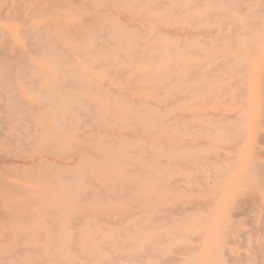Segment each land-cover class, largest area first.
Instances as JSON below:
<instances>
[{
  "label": "bare ground",
  "instance_id": "1",
  "mask_svg": "<svg viewBox=\"0 0 264 264\" xmlns=\"http://www.w3.org/2000/svg\"><path fill=\"white\" fill-rule=\"evenodd\" d=\"M18 1V6L11 7V10L7 12L5 9H0V16L5 15L6 18L18 19L22 21L21 23L23 24V22H27L34 15L45 18H64L70 13H76V15H78L76 21L70 22L66 26L53 24H47L42 27L32 26L25 28L24 26L25 29L20 31V35L26 41L25 46H27V50L25 51L18 50L16 47L14 48L11 46L8 42L10 38L8 39L7 36V38H0V110H6L11 120H13L15 116V122L17 125L19 124L20 127L26 122L35 121L39 123V129L44 133V140L42 141L43 149L49 150L54 154H60L63 157L69 153L68 148H71V143L60 140L58 136L60 132L64 133L73 126V119L80 112L75 111L78 109V105L84 102L80 97L81 93H97V95L101 94L103 97L105 96L104 98L107 100L111 98V96L108 95L109 91L106 92L103 90V88H106L103 83L86 78L87 75L80 71L82 65L88 63V67L92 71H99L102 68H106V74L114 76L117 78V81L127 76L128 72L122 69L121 57L119 54L116 55L115 62L104 60V57L110 55L112 52L108 50L111 49L110 47L126 51L129 58L128 62L133 66L140 62H146L150 63L152 68H155L157 71L166 68H168L169 71L170 66H172L170 67L172 69L174 65L178 63L176 54L179 52L177 51L179 45H173L171 42L166 41L159 47L152 46V44L149 43L150 41L152 42V39L154 42L153 36L150 37L146 27L143 28L136 24L141 21L154 22L156 24L158 20L154 19V16L150 14V12L158 11L159 13V10L160 12L161 10L163 11L162 7L166 4L172 6V9L163 11L161 19H173L176 16L174 10L179 9V11H188V6L182 2H175V0L170 3H168L167 0H16V2ZM188 1L190 7L199 6L202 2V0ZM216 1L218 3H223V6L220 7V11L209 12L206 16L209 18L221 17L223 19H230L229 25L232 27V34L225 36L221 35L214 40L217 44H211L209 46L205 44L206 46L203 49L192 51L191 54L196 56L197 60L189 63H180L185 69L183 75L176 79L172 78L171 80L177 83L182 90L184 94L182 99H195L200 102L201 111L206 107V103H213L210 108L212 112L196 115V120L201 119L202 122H205L207 125H198L199 127L197 128L192 126V128L196 129L198 134L220 135L224 137V139L232 135V138H234L233 134L238 130L235 125L238 122L241 123L243 120H234L233 117L225 116L219 111L216 112L218 108L215 110V105L217 103L225 104L224 102L227 103L231 101V103L234 102L235 106V102L238 101L239 103V101H242L243 104L240 105V111L243 115L245 111L250 110V104L254 99L258 100V104L260 102V107H258L259 114L257 113L258 117L256 114V117L248 119L245 126L242 127L243 129H241L242 133L244 132V139L242 135L244 143L241 142L242 140L239 141V143L241 142V151L246 147H251L250 154L247 153V155H249L246 157L247 162H245L241 170L238 169L239 165H233L234 163H232L230 155V157L224 154L221 155L215 152L213 148L211 149L212 153L210 155L201 154L204 157H199V159L195 160L197 155L192 154L191 151L201 149L202 144L196 142L190 144L184 140L173 141L170 145H166L162 140L155 142L153 146L158 152L149 151L151 158H165L166 162H163L167 163V165L162 168L157 161L154 163L158 164H154V167L149 171H147L148 169L142 168V166L147 163L145 162L146 158L141 156L148 155L145 147L142 148V150H138V153H136V151L131 152L133 156L130 155V158L134 159L133 161H124L122 158V156L125 155L129 156L128 152H125L122 156H113L111 159H106L93 153L88 148L74 147L72 156H87V161L92 163L90 172L86 171L84 163L80 162V160H76L74 168L62 166L64 172L61 175H55L52 170L58 166L52 164L51 161V163L49 161H43L47 163V167L49 166L48 169H50V171H48L47 174H43L41 180L46 183H48V180L55 181L58 183V187L54 188L47 184L46 201L44 203L39 202L40 207H37L38 210L40 208L42 211V221L39 223L36 231L33 232L34 238L30 239V243L33 245L21 249L15 246L12 253L7 255L8 258L13 261L11 264H75L70 262L73 260L69 261V253L72 249L70 243L76 241L77 233L81 232L85 234L86 232L88 235L95 234L94 230V232L92 230L82 231L81 229V231H79L78 228L82 227L85 223H88L91 229L96 227V222L105 223L109 227L107 231L113 235L112 240L109 242H111L112 246H117L119 243L118 235L120 234L116 228H121V225L127 223L129 220L133 221L129 226H139L143 222L141 221L142 214L140 212L133 213L130 210L121 213L114 210L112 213L120 216L118 220L120 224L117 223L118 221L110 222L108 221L109 213L105 212L103 209L107 201L129 202L131 208L145 205L146 211L143 212L153 215L151 222H157L159 225L169 224L171 227L169 231L172 232L171 235L175 236L178 227L182 223V225H184L183 217L186 212H188L186 216H189V213L190 215L195 213L197 217L206 212L205 216L208 218L209 213L212 218V211H214V208L217 210L215 202L220 200L222 196V199H225L224 196L230 189H232L230 193L232 195L227 194V196L230 195L231 197L230 199L226 198L229 201L222 202L221 200L218 204V208L219 205L221 206V202L224 204L222 210L224 215L222 214L223 216L221 219L219 218L217 221L210 223V221L205 222L203 221L204 218H201L200 221L204 224L201 222L193 223L197 227L201 224L202 226L207 225L206 227H208L210 223L213 230H222V232L220 231L221 234L218 232L220 237L213 236L219 238L217 241L219 245L216 246L217 248L213 246L216 249L214 252L212 251L213 253L211 255L209 254L210 259H208L209 263L207 264H264V161L254 154L256 145H264V133L256 132L258 127H264V3L263 6H261L257 3V0ZM20 3L30 8L29 15L23 14V10L20 11V7L22 6ZM97 3L99 6L96 8L94 4ZM19 5L21 6L19 7ZM217 6L220 5L218 4ZM115 8H119V10L127 13V18L130 19L133 25L128 26L127 22V26H123V24H121L123 20H121V16H118L120 17V26L116 31H112L111 23L114 20H112L113 17L111 13ZM108 12L111 13L109 14ZM232 12L243 15L242 20L235 21L230 16ZM176 30L177 29H174V31ZM159 32L161 33L162 31ZM170 35L171 34H169V36ZM194 35L197 36V34ZM109 38H112L116 42L111 43L108 41ZM225 40H227V42L224 45H220L221 41L223 42ZM161 48L163 50L165 49V52H170L171 54L168 58L160 61L155 51L161 50ZM218 50L220 53L216 52ZM31 56L34 58H42L45 63L44 65H46L45 67L50 71L51 75L47 74V72L39 73L36 71L31 62ZM41 78L46 80V82L44 80V84H46L41 89H37L39 85H37V83ZM138 79L145 82L151 80L157 81L159 76L144 74L139 76ZM131 82L132 81L129 80L122 81L124 87H128L129 85L131 87ZM21 89H27L28 92L34 93L37 96V98L35 96L36 100L40 101L41 106L35 107L22 100L21 97L18 96V91ZM146 90H148L146 86L136 88V92ZM114 94L116 97L115 99L119 100L124 107V117L122 121L128 122V125H130L129 122L135 120V125L131 124L135 126V132L141 131L150 134L158 128H161L166 133L167 131L177 132L180 130V128L177 127L179 126V122L177 121L184 119L180 115L174 116L177 118L176 122L171 123L172 118L170 117L166 119L167 121L165 120L161 123L156 120L155 126L150 127L140 122V120L148 119L151 116L147 112L148 108H150L148 106L150 104H148L147 101L141 99L135 100L132 97L124 98L120 93ZM257 103H255V105H257ZM169 104H172L171 100ZM237 105L238 104H236V107ZM150 106L153 107L152 105ZM40 109L43 110V114H40ZM256 109L255 106V110ZM95 111L96 107L90 105L88 111L82 114L89 117L91 114L93 121L97 122L98 116ZM49 119H53L55 127L51 128L49 124H47ZM136 119H139V122L136 121ZM0 123L2 122L0 121ZM99 128L100 125H94V130H99ZM238 134L240 135V133H237V135ZM251 135H253V139H251ZM116 137H118V135ZM119 138L124 140L126 136H119ZM9 142L11 141L9 140ZM112 142L115 147L118 145L126 146L124 142L121 143L117 140H113ZM261 152L262 151H260V153ZM262 153L261 156L263 155ZM234 154H236V152ZM241 156L244 158L242 154ZM263 157L264 156H262V158ZM112 161L121 165L118 171L111 170ZM238 161L240 162V160ZM21 164L11 166L15 169L14 172L25 173L26 166ZM130 165L134 169H130ZM158 166H160V168ZM104 168H107V174L104 177H100L98 171ZM1 171L4 172V170ZM34 172L36 171L34 170ZM176 173H185L186 178H172ZM230 173H233L231 178L228 176ZM197 175H199V178H197ZM34 179L36 178L34 177ZM4 184L5 183L0 187L2 190H6L7 192L15 191L13 187ZM87 184H89L92 189L90 192L82 189V187ZM175 196L180 198H177L175 203L167 207L166 203L171 201ZM181 197H186V199H181ZM49 199H53V201L49 203ZM18 203L13 206L19 207L20 205ZM11 208L14 209L12 206ZM209 209H211V213L208 212ZM58 210H60L61 213H59ZM201 212L203 213L200 214ZM251 213L256 214L258 218H260V226L257 225L254 229V233H256L255 242L253 243L251 240L248 241L247 253L243 255H234L231 250H226L224 244H229V242L233 243L234 241L236 243L238 242L235 238L237 239V237H240L241 233H239L238 230L239 227L242 226V222L239 219L241 216ZM110 215L112 216V214ZM174 215L182 217L183 219H174ZM202 216H204V214ZM22 217L23 216H20L18 219L13 214L4 215L0 210V219L3 221L12 220L13 222L15 219L18 221L24 220L25 217ZM62 221L63 226L61 227ZM24 224L28 223L24 222ZM155 228L156 227H154V229ZM158 228L160 227L158 226ZM199 228L202 229L200 226ZM97 229L98 227L96 230ZM250 230L252 229L250 228ZM199 233L202 234L204 232ZM208 234L206 236H208ZM10 236H12L11 233ZM17 239V241H22V237ZM208 239L207 243L211 241L215 245L214 241ZM244 239L243 241H245ZM5 240H7L6 236ZM5 240L4 242H7ZM163 240L160 239L155 243L156 250L162 252L161 254L159 253L162 257H160L159 262L162 261L161 259H164L165 261L162 264H199L194 260L195 257L187 252L171 255L165 247V243L167 242ZM204 240L206 241V239ZM201 241L200 244H198L199 246H202L205 242L203 241V243H201ZM104 242L105 241L100 240V244ZM232 243L230 245H232ZM204 248L205 247H203V249ZM118 250H120V247ZM89 251V247H84L81 251V257H78L82 259L83 264L91 263V257L94 255L89 253ZM207 251H205V254ZM209 252H211V250H209ZM233 252L235 253V251ZM146 254L144 253L143 257L145 259L154 260L155 258H159L156 256L157 254L155 255L156 257L150 254V250L146 252ZM140 255L142 254L140 253ZM177 255H180V257ZM199 257H202V255ZM8 258L6 257V259ZM186 259H190L191 261L188 262ZM200 260L202 261L201 258ZM4 261L5 257H3L0 252V264H5Z\"/></svg>",
  "mask_w": 264,
  "mask_h": 264
},
{
  "label": "rangeland",
  "instance_id": "2",
  "mask_svg": "<svg viewBox=\"0 0 264 264\" xmlns=\"http://www.w3.org/2000/svg\"><path fill=\"white\" fill-rule=\"evenodd\" d=\"M74 1H76V0H74ZM173 1L174 0H167L168 3L173 2ZM175 2L184 3L186 6H188V11H184V10L179 11V9H176V10H174V12H175V15L177 17L175 16L173 18L174 20L173 19H170V20L164 19L163 20V19H161L162 12L165 10L169 11L172 9V6H169V4H166L162 7L163 11L161 10V12H160V10H159V13H158V11L150 12V14H152L154 16V19L158 20V22L156 24L154 22L150 23V22H146V21H145L146 23L144 21L143 22L141 21V22H138V24H136L137 26H140L143 28L146 27L147 33L150 35V37L153 36L154 42L152 39V42L150 41V43H149V44H152V46L159 47L162 43H164L166 41L171 42L173 45H179V48L177 49V51H179L180 54H179V52H178V54H176V59L178 60V63L175 64L174 67L172 68L174 71L170 68L172 66L169 67V71H168V68L162 69L161 71H159V70L157 71L155 68H152L150 63H146V62H140V63L133 66L128 62L129 58H128L126 51L119 49V48H112V47H110L111 49H108V50L112 51L111 54L104 57V60L115 62L116 61L115 57L117 54H119L121 57L120 60L122 62L121 63L122 69H124L125 71L128 72L127 76H124L122 79L117 81L116 80L117 78H115L114 76H109L108 74H106V72H107L106 68L105 69L102 68L99 71H92L89 69L88 63L82 65V67L80 68V71L87 75L86 78L89 80H96V81L103 83L106 86V88H103V90H105L106 92L109 91L108 95L111 96V98L109 100H107L106 98H104L105 96L103 97V95H101V94L97 95V93H93V94L81 93L80 94V97L84 102L80 103L78 105V109H76V111H75V112H78V111H80V112L73 119V121H74L73 126H71L70 130L65 131L64 133L60 132L59 136H58V138L60 140L71 143V148H68L69 153L67 155L65 154L66 156L62 157V155H60V154H54L53 152H51L49 150L43 149L42 141L44 140V133L42 132V130L39 129V127H40L39 123H37L35 121H31L28 123L26 122L23 125H21V127H20V125L19 124L17 125L15 122V118H16L15 116H14V119L11 120L9 118L10 116L7 114L6 110H2V111L0 110V121L2 122V123H0V132H1V134H0V187L3 186V183H5L7 186H11L15 189L14 192L13 191L7 192L6 190L4 191V190H2V188H0V191H1L0 192V210L4 215H10V214L12 215L13 214L17 218L20 216L25 217L24 220L22 219V220L18 221L15 219L13 222H12V220L11 221H3L0 219V241H3V242H0V252H1L2 256L5 257V261H4L5 264H11L13 262L10 258H8L7 255L12 253V250L15 246L16 247L18 246L21 249V248L30 247L33 245L32 243H30V239L34 238L33 232L36 231L39 223L42 221V211L40 208L38 210L37 207L38 206L40 207L39 204L44 203L46 201L45 197H46V190L48 187L47 184H49L51 187H54V188L58 187V183H56L55 181L48 180L47 181L48 183H46V182L41 180V176L43 174H47L48 171H50V169H48L49 166L47 167V163H44L43 161H49V162L51 161L52 164H54V165L56 164V166L61 167V168L57 167V168L53 169L54 171L52 170V172L55 175L56 174L61 175L64 172V169L62 168V166L63 167L69 166L71 168H74L75 167L74 164H75L76 160H80V162L84 163L85 164L84 167H86L85 168L86 171L90 172V168L92 167V163H89L87 161V156H83V157L72 156V154H73L72 151H73L74 147L88 148L93 153L100 155L101 157L106 158V159H111V157H113V156H122L125 154V152H128L129 156H127V155L122 156L124 161H133L134 159L130 158V155H132L131 152L136 151V153H138V150H142V148L145 147V150L148 152L147 153L148 155H141V156L146 158L145 162H147V163L144 164V166H142V168L148 169L147 171H149L152 167H154V164L155 165L158 164V163H154L157 161L160 163V166L162 168L167 165V163H165L166 162L165 158L153 159V158H151V155L149 154V151H153V152L156 151L153 144L157 141H160V140L164 141L166 143V145H168V144L170 145L171 142L176 141V140H184L185 142L190 143V144H193L195 142L198 144H202L201 149H195L194 151H191L192 154L197 155V158L195 160L199 159V157H204L201 154L210 155L212 153L211 149L213 148L215 152L220 153L221 155L224 154L225 156H228V157L231 156L230 159H232V163H234L233 165L234 166L239 165L238 169H240V170H241L242 166L245 164V162H247L246 157L249 156V155H247V153L250 154L249 152H251V149H250L251 147L250 148L246 147L244 150L241 151L240 143L241 142L244 143V141H243L244 132L242 133L241 129H243L242 127L245 126L248 119H251L252 117H256L257 113L259 114V108L258 107H260L259 106L260 102L258 104L257 103L258 100L254 99V101H253L254 103L252 102L250 104V107H249L250 110L245 111V113L243 112L244 113L243 115L240 111V105L243 104L242 101H239V103H238V101L235 102V106H234V102H232L233 103L232 104L231 101H228L227 103L224 102L225 104H218L217 103L215 105V110L218 108V110H216V112L219 111V112L223 113V115H225V116L233 117L234 120H236V119H240V120L242 119L243 120L241 123L238 122L235 125V126H237L238 130H236L234 132V134H233L234 138H232V135L228 138L225 137L227 139H224V137H222L220 135L198 134L196 132V129L192 128V126L197 128V127H199L198 125L205 126L206 123L202 122L201 119L196 120V117H197L196 115H201V114L206 113V112H212L210 110V108L212 107L213 103L212 102L206 103L207 104V105L205 104L206 107H204L203 111H201L202 109H201L200 102L198 100H195V99L194 100L182 99V97L184 95L182 90L179 88V85L177 83H175L171 80L172 78L176 79V78H179L183 75L185 69L180 63H183V62L189 63V62H194L195 60H197L196 56L191 54L192 51H199V50L203 49L206 45L209 46L211 44H217V42H214V40L216 38H219L221 35L225 36V35L232 34V32H231L232 27L229 25L230 19H223L221 17L209 18L208 16H206L207 13H209V12L220 11V9H221L220 7L223 6V3H220V2L218 3L216 0L215 1L214 0H210V1L209 0H202L201 4L199 5L200 7L199 6L190 7L188 0H175ZM257 3L260 4L261 6H263L264 0H257ZM18 4H19V1L16 2V0H9V1L8 0H0V9H5L7 12V11L11 10V7H14V6L17 7ZM218 4L220 6H217ZM21 5H19V7ZM98 6H99L98 3L94 4V7L97 8ZM20 11H22L23 14H25V15L30 14L29 13L30 8L27 5H24V6L22 5L20 7ZM108 13L110 14L111 12H108ZM111 15L113 17L112 20H114L111 23L112 31L113 30L116 31L118 29V27L120 26V23H119L120 17H118V16H121V20H123L121 24H123V26H127V22H128V26L133 25V24H131L130 19L127 18L128 14L125 13L124 11L119 10V8L113 9ZM230 16L235 21H240L243 18V15L238 14L237 12H232V14H230ZM77 19H78V15H76V13H74V14L70 13L67 17H64V18H62V17H60V18H48V17L45 18V17H38V16L34 15L27 22H23V24H22L21 23L22 21H20L18 19L6 18L5 15H2V16H0V38L1 37L4 38L7 36L8 39L10 38L9 40L8 39L7 40L11 46H13L14 48L16 47L18 50H24L25 51V50H27V48H26L27 46H25L26 41L20 35L21 30H23L27 27H32V26L33 27H42V26H45L47 24L66 26V25H68V23L74 22ZM12 20H15V21H12ZM209 20H210V22H209ZM263 20H264V17H263ZM24 26H25V28H24ZM191 26H192V28H191ZM174 29H177V30L174 31ZM222 29H223V31H222ZM159 31H162V32L160 33ZM189 31L191 32V34ZM178 32H179V34H178ZM198 32H200V33H198ZM169 34H171L170 35L171 38H170ZM194 34H197V36ZM193 39H194V41H193ZM181 40H182V42H181ZM108 41H110L111 43L116 42L112 38H109ZM226 42H227V40H225L223 42L221 41L220 45H224ZM161 50L155 51V54L158 57V60H160V61L162 59L168 58L171 54L170 52H168V53L165 52V49L163 50L161 48ZM216 52L220 53L219 50ZM31 62L34 65L33 67L39 73L40 72H45V73L47 72V74L51 75L50 71L45 67L46 65H44L45 63H44L42 58H34L31 56ZM163 70H164V72H163ZM141 74L142 75H144V74L157 75V77L159 76V79L157 81L151 80V81L145 82L143 80L138 79L139 76H142ZM44 80H43V78H41L38 81L37 85L38 84L39 85L37 86V89H41L46 84V83L44 84ZM125 80L126 81H128V80L132 81L131 87H130V85L128 87H124V84L122 83V81H125ZM45 82H46V80H45ZM142 86L148 87V90L136 92V88H139ZM18 93H19L18 96L21 97V99L24 100L27 104L35 106V107L41 106L40 101L36 100L37 96L34 93L28 92L27 89H21L20 91H18ZM114 93H120L124 96V98L132 97L135 100L141 99L143 101H147L148 104L153 106V107H151L150 105H148L150 108H148L147 112L151 116L148 119L146 118L145 120H143V119L140 120V122L142 124H146L150 127H152V126L154 127L156 124V120L159 123H161V122L165 121L166 119H169L170 117L172 118L171 123H173V122H176V120H177V118H175L174 116L180 115L182 118H184L183 120L177 121V122H179L178 123L179 126H177V127H179L180 130L177 132L167 131V133H166L161 128H158V129H156V131H154L153 133H150V134H147V133L141 132V131L135 132V126L131 125V124H134L135 120L130 121L129 122L130 125H128V122L122 121V118L124 117V107L119 102V100L115 99L116 97H115ZM35 96H36V98H35ZM226 99H227V97H226ZM170 100L172 101V104H169ZM255 103H257V105H255ZM236 104H238L237 107H236ZM90 105H94L96 107L95 112H96V115L98 116L97 122L93 121V119H92L93 117L91 118V114H90V117L82 114V113H85L86 111H88V108ZM255 106L257 108L256 110H255ZM157 107H159L160 109ZM39 112H40V114H43V110L40 109ZM253 112H256V113H253ZM258 114H257V117H258ZM138 120L136 119V121H138ZM47 124H49V126L51 128L55 127L53 119H49L47 121ZM94 125H100L99 130H94ZM256 129H257V127H256ZM257 130H259V131H257ZM257 130H256V132L264 133V127H262V128L258 127ZM94 133H95V135H94ZM237 133H240V135L239 134L237 135ZM117 135H118V137H116ZM123 135L126 136V138H124V140L119 138V136H123ZM242 135H243V139H242ZM187 137H188V139H187ZM237 137H240V138H237ZM233 139H234V141H233ZM251 139H253V135H251ZM9 140L11 142H9ZM113 140L120 141L121 143L124 142V143H126V146H124V145L119 146L118 145L117 147H115L113 142H112ZM239 141H241V142L239 143ZM255 149L257 150V151L256 150L254 151L255 156L260 158L262 161H264V157L262 158V156H264V145H256ZM237 150H238V152H237ZM248 150H250V151H248ZM259 150L263 152V153L261 152L263 154L262 156H261V153ZM45 151H49V152H45ZM234 151L236 152L237 155L234 154L235 153ZM156 152H158V150ZM257 152H259L260 154ZM240 153L243 155L244 158H242ZM134 156H138V155H134ZM234 156H236V157H234ZM1 159H3V160H1ZM238 160H240V162ZM163 161H165V162H163ZM242 161H244V162H242ZM61 163H62V165H61ZM236 163H238V164H236ZM19 164L26 166L25 173L14 172L15 169H13L11 166L19 165ZM168 165H170V164H168ZM111 166H112L111 170H113V171H118L119 168H121V165L115 161H112ZM160 166H158V167L160 168ZM32 167H35V168H32ZM129 168L134 169L131 165L129 166ZM235 168H237V167H235ZM31 169H33V170H31ZM1 170H4V172ZM34 170L36 172H34ZM1 173H3V174H1ZM98 173H99L98 175L100 177H104L107 174V168L101 169L100 171H98ZM232 175H233V173H230L228 176L231 178ZM197 176H198L197 178H199V175H197ZM34 177L36 179H34ZM184 177L186 178L185 173H176L172 176V178H184ZM82 189L86 190L87 192H90L92 190L90 188L89 184L84 185L82 187ZM231 190L232 189L228 190L229 192H227L226 195L224 196L225 199H222L223 198V196H222V198H220V200L217 201L218 203L215 202V206H217L216 208L218 211L215 208H214V211H216V212L212 211L213 213H211V209L208 210V212H210L212 214V216H213L212 218L210 217L209 213H208L209 217L207 218L205 216L206 212L200 213V214L203 213L205 217L202 216L203 214L198 215V217H197V215H195V213L192 215H190V213H189V216H186L188 214V212H186L184 217H183L184 219L182 217L174 215L173 216L174 219H179V220L183 219L184 220L183 221L184 225H182L183 224L182 223L178 227V231H176L177 233H175V236L171 235L172 232L169 231L171 228L169 224H167V225H161L160 224L159 225V223H157V222L156 223L151 222L153 219V215L149 214V213L145 214L143 212V211H146L145 205H139L136 208L135 207L131 208L129 205V202L107 201L106 204H104L103 209L105 210V212L109 213L108 221L117 222L120 219V216L118 214L114 215L112 213L114 210L116 212H119V213L130 210L133 213L140 212L142 214L141 215V221H143V222L139 226H136V225L135 226H129L133 222V221L129 220L127 223L122 224L121 228L117 227L116 230L120 234V235H118V240H119L118 242L119 243L117 244V246H112L111 242H109L112 240L113 235L107 231V229H109V227L105 223L96 222V227H93V229L90 228L88 223L83 224L82 227L78 228L79 231H81V230L82 231L83 230H88V231L92 230L93 231L94 230L95 234L88 235V233H86V232H85V234H82L81 232L77 233L76 241L73 242L74 244L70 243L72 245L71 246L72 249H71V252L69 253V261L73 260L70 262L75 263V264H83L82 259L78 258V257H81V251L84 247H89V249H90L89 253H92V255H94L91 257V263L90 264H162V263H164L165 260L161 259L162 261L159 262V259L161 257L160 254L162 252L161 251L158 252L159 250H156V244L155 243L157 241H159L160 239H162V240L164 239L163 241L167 242V243H165V247L168 249V251L171 253V255H176V254H181V253L183 254V253L187 252V253L192 254L195 257L194 260L196 262H198L199 264H204V263L207 264V263H209L208 259H210V255L217 248L216 246L219 245V243L217 242L219 238H215V237H220V234L222 232V230H218V231H217V229L213 230L212 229L213 227L210 226V223L217 221L219 218L221 219V217L224 215V212L222 211L224 208V204H222V202L223 201H229L227 199H230V197H231L230 195H232V194H230ZM227 194H230V195L227 196ZM177 198H180V197H177V196L173 197V199H171V201L166 203V206L167 207L171 206L172 203H175L177 201ZM181 199H186V197H181ZM33 200L35 201V203ZM221 200H222V202H221V206L219 205V208L220 207H222V208H220V210H219L218 204ZM50 201L52 202L53 199H49V203H50ZM9 203H11V204H9ZM17 203L20 205L19 207L13 206V205H17ZM11 206L14 207L15 210L13 208H11ZM58 212L61 213L60 210H58ZM110 214H112V216ZM196 214H198V213H196ZM216 215H217V217H216ZM246 216H248V217H246ZM145 217H146V219H145ZM173 218H171V219H173ZM201 218H204L203 221H205V222L210 221V223L208 224V227H206L207 225L202 226V224H204V223H202L200 221ZM239 220L242 222V226L239 227V230L241 232L238 230V232L241 233L240 237H237V239L235 238V240L238 242L236 243L234 241L236 245L234 244V242L233 243L229 242V244L228 243L224 244V247H226V250H228V249L231 250L234 255H243V254L247 253L248 241L251 240V241H253V243L255 242L256 233H254L255 232L254 229L257 225L260 226V218H258V216L256 214H253V213L245 214V215L241 216ZM24 222L28 223L29 225L24 224ZM199 222H201L202 224L198 225V227L195 226V224H193V223H199ZM117 223L120 224L119 221ZM249 225H251V226H249ZM60 226L61 227L63 226V221L61 222ZM158 226L160 228H158ZM163 226H165V227H163ZM199 226L202 229H200ZM97 227H98V229L96 230ZM146 227H147V229H146ZM154 227H156V228L154 229ZM192 227H194V228H192ZM203 227H205V228H203ZM128 228H130V229H128ZM250 228L252 230H250ZM194 231H196V232H194ZM250 231L251 232L253 231V232L251 233ZM199 232H204V233L200 234ZM208 232H209V234H208ZM218 232H220V234ZM244 232H245V239H244ZM10 233L12 236H10ZM193 233L197 236H195ZM207 234H208V236H206ZM7 235H9V236H7ZM178 235H180V236H178ZM185 235H187V236H185ZM5 236H6L7 240H5ZM213 236H215V237H213ZM21 237H22V241H17L18 240L17 238H21ZM181 237H183V238H181ZM172 239H174V240H172ZM204 239H206V241ZM207 239L208 240L211 239L212 241H214L215 245L211 241H209L207 243ZM243 239L245 241H243ZM4 240L7 242H4ZM100 240L105 241L104 242L105 244L104 243L100 244ZM200 241H201V243H203V241H205L203 244L204 246L202 245L203 247H205L204 249L202 246L198 245V244H200ZM231 243H232V245H230ZM242 243H244V244H242ZM206 245H207V248L209 246L208 249L206 248ZM182 246H184V247H182ZM213 246H215L216 248H214ZM119 247H120V250H118ZM180 247H181V249H180ZM199 247H202V248H199ZM148 249L150 250V254H153V256H155L157 254L156 256L159 258H155L154 260L143 258L144 253L146 254V252L149 251ZM204 250L205 251L208 250L206 252V254H205ZM209 250H211V252H209ZM195 251H198V252H195ZM233 251H235L236 254ZM156 252H158V253H156ZM140 253L142 255H140ZM146 255H145V257H146ZM201 255H202V257H199ZM177 256L180 257V255H177ZM6 257L8 259H6ZM200 258L202 259V261L200 260ZM186 261L189 262L191 260L186 259ZM200 261H201V263H200ZM206 261H208V262H206ZM142 262H144V263H142Z\"/></svg>",
  "mask_w": 264,
  "mask_h": 264
}]
</instances>
